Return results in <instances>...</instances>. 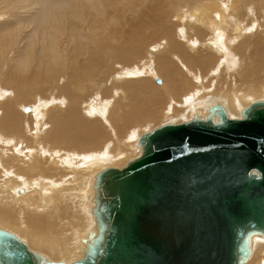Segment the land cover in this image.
Instances as JSON below:
<instances>
[{
	"label": "bare ground",
	"instance_id": "6f19581e",
	"mask_svg": "<svg viewBox=\"0 0 264 264\" xmlns=\"http://www.w3.org/2000/svg\"><path fill=\"white\" fill-rule=\"evenodd\" d=\"M222 90L230 97L205 96ZM258 95L264 0H0V248L2 238L16 240L36 264L94 257L107 229L98 208L108 160L125 163L136 141L141 155L142 137L167 125L221 124L219 112L245 119L264 103ZM158 116L182 122L136 135ZM58 218L71 231L62 244ZM1 220L36 237L51 231L32 244ZM239 250L248 255L238 264H264V233L247 229Z\"/></svg>",
	"mask_w": 264,
	"mask_h": 264
},
{
	"label": "water",
	"instance_id": "95a60500",
	"mask_svg": "<svg viewBox=\"0 0 264 264\" xmlns=\"http://www.w3.org/2000/svg\"><path fill=\"white\" fill-rule=\"evenodd\" d=\"M161 127L142 153L101 178L107 229L94 257L74 264H238L247 229L264 233V103L245 119ZM256 172V173H253ZM2 264H36L2 238Z\"/></svg>",
	"mask_w": 264,
	"mask_h": 264
},
{
	"label": "rangeland",
	"instance_id": "374dc122",
	"mask_svg": "<svg viewBox=\"0 0 264 264\" xmlns=\"http://www.w3.org/2000/svg\"><path fill=\"white\" fill-rule=\"evenodd\" d=\"M122 15V16H121ZM120 16H118V19H124V14H121ZM122 21V20H121ZM157 79V78H156ZM83 81V80H82ZM213 81V80H212ZM84 82V81H83ZM156 83H160V79H157L156 81H155ZM223 91V93H207L208 95H205V96H209L210 94V96H223V97H230L229 95H228V92L226 91V90H222ZM224 92H226V93H224ZM203 94V93H202ZM201 94V95H202ZM200 95V96H201ZM37 96V95H36ZM204 96V95H203ZM260 96V97H259ZM38 97V96H37ZM254 96H249V97H247L249 100H252V98H253ZM256 97V96H255ZM254 97V98H255ZM258 98H261V97H264L263 95H258L257 96ZM197 98H199V97H197ZM246 98V101L245 102H247V101H249L248 99ZM253 98V99H254ZM91 100H92V102H96V100H97V96H96V98H95V96H93L92 98H91ZM259 100H263V99H258V100H255V101H259ZM167 105H169V102H167L166 103V105H165V107L163 108L164 110H165V108L167 107ZM30 107H32V104L30 103V104H27V105H25L24 106V108H23V110H25V108H30ZM25 112V111H24ZM28 113H30V112H28ZM27 113V114H28ZM181 113V112H180ZM180 113H177V115L178 114H180ZM238 113V112H237ZM176 114L175 115H172L171 117H175V116H177ZM238 116V114L237 115H234V117H237ZM171 117H167V118H162V116H158V117H156V118H152V119H149V120H146V121H144V122H142V126L140 125V124H138L137 126H135L134 128H133V130L136 132V135L137 134H139V136L140 135H142V134H144V133H147V131L148 132H151V131H153L154 129H157L159 126H161V125H163V124H166V123H173V124H178V123H180V122H182V120L181 121H173V120H170V121H166V122H164L165 120H167L168 118H171ZM157 119V120H156ZM149 123H148V122ZM183 121H185V120H183ZM160 124V125H159ZM138 127V128H137ZM137 129V130H136ZM150 130V131H149ZM136 143H137V141L131 146V147H129L125 152H126V154L127 155H125L124 156V158L126 157L127 158V160L125 161V163H127L128 161H130L131 159H133V160H135L136 158H138V156H140L139 154H140V151H139V149H137L136 148ZM1 148H3V147H1ZM129 150V151H128ZM123 155H124V153H123ZM95 156V157H94ZM98 158H97V157ZM92 157H94V158H97V159H99V158H103L102 156H100V155H97V153L95 154L94 152H92V156H91V158ZM121 159H123V157H121L120 159H118V160H113V161H109L108 160V163L110 164H107L108 166H106V165H104L103 167H101L100 169H102V168H105V167H113V169H115V168H121L125 163H123L122 165H117L116 163H114V162H119ZM132 160V161H133ZM113 163V164H112ZM116 165V166H115ZM78 173V172H77ZM76 173V174H77ZM24 180L23 178H17L16 180H14V182H16L17 180ZM68 178H65V179H62L61 180V182L62 181H64V180H67ZM24 181H26V180H24ZM13 182V181H12ZM28 183H34V184H37L38 186L40 185V187H42V186H46L48 183H37L36 181H34V180H29V181H27ZM65 187L63 188V191H65ZM7 195H8V197L12 200V201H14V202H17V201H15L10 195H9V193H8V191H7ZM39 195V194H38ZM57 199H55V201H56ZM22 200H20V201H18L17 202V204L19 203V204H25V202H24V199H23V201L21 202ZM15 204V203H14ZM16 206V205H15ZM22 206V205H21ZM37 206L38 207H43V205H41V203H40V200H39V203L37 204ZM44 206H47V205H44ZM18 207V209H20V212H23V211H25V210H29V211H32L33 209H31V205L30 206H24V209L25 210H22L23 209V207H21L20 208V206H17ZM16 207V208H17ZM38 207L33 211L35 214L37 213V214H41V209L39 208L38 209ZM29 208V209H28ZM35 208V207H34ZM58 208L61 210V211H63L64 213H65V218H67V216L68 215H72V212L66 207V208H64V206H59V207H57V211H58ZM56 209V208H55ZM65 210V211H64ZM36 211V212H35ZM40 211V212H39ZM49 211V213H51V209H49L48 210ZM67 211V212H66ZM18 212V211H17ZM20 212H18V214H19V216H20ZM62 219H64V218H58V220L56 219V223L54 224V227L55 228H57V226H58V228H57V231L58 232H56L57 233V235L56 234H54L53 235V237L54 236H56L57 237V243H59V244H62V243H64V242H68V238H65L66 236H67V234H66V232H69V234L71 233V231H70V225H68V227L66 228V230H62L61 228H59L60 227V221L59 220H62ZM62 221H64V220H62ZM49 224H50V227H53V223L51 222V221H47ZM58 222V223H57ZM1 223H2V220H1ZM3 225H5V227H6V229H10L9 231H11L12 233H14L16 236H18L20 239H22L23 241H25V242H28V238H29V240L31 241L32 239H34V240H32L31 242H32V244L35 242V241H37V239H38V237H45L46 236V234L48 233V232H50L51 231V229L50 230H48V231H43L42 232V234H40L41 236H38V237H36V236H34L33 234L31 235V232H26L23 228H22V226L21 225H18V227L16 226L15 227V224L13 225H11V226H8V224H6V222L4 221L3 223H2ZM11 224V223H10ZM9 224V225H10ZM19 224V223H18ZM17 225V224H16ZM15 228V229H14ZM16 228H19V229H16ZM19 230H21L22 232H24V233H22L21 231H19ZM18 231V232H17ZM21 232V233H20ZM18 233V234H17ZM20 233V234H19ZM23 235V237H22V235ZM30 236V237H28V235ZM25 235V236H24ZM59 235V236H58ZM28 238H27V237ZM26 237V238H25ZM39 239H41V238H39ZM69 240H70V238H69ZM35 245V244H34ZM34 251H36L35 250V248L33 249ZM37 252H39L38 250H37ZM77 261H79V260H77ZM54 263H55V261H53ZM60 261H58V262H56L57 264L59 263ZM73 262V261H72ZM75 262H76V260H75ZM74 263V262H73Z\"/></svg>",
	"mask_w": 264,
	"mask_h": 264
}]
</instances>
